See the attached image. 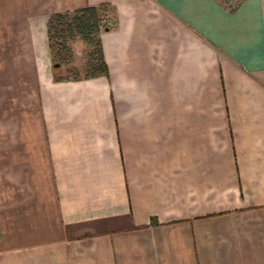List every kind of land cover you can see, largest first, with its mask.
<instances>
[{
    "label": "crops",
    "instance_id": "1",
    "mask_svg": "<svg viewBox=\"0 0 264 264\" xmlns=\"http://www.w3.org/2000/svg\"><path fill=\"white\" fill-rule=\"evenodd\" d=\"M100 1L106 72L54 79ZM0 264H264V0H0Z\"/></svg>",
    "mask_w": 264,
    "mask_h": 264
},
{
    "label": "trees",
    "instance_id": "2",
    "mask_svg": "<svg viewBox=\"0 0 264 264\" xmlns=\"http://www.w3.org/2000/svg\"><path fill=\"white\" fill-rule=\"evenodd\" d=\"M236 3L237 0H233ZM107 7L106 1L97 4H83L70 10H57L50 12L46 18L45 30L47 44L50 53V64L52 77L54 79L65 77H79L95 75L106 72V65L102 57L97 31L105 27L103 12ZM78 36L90 43L82 62L83 72H73V66H67L71 74H60L55 72L61 63L67 62L70 55L68 40ZM53 62H57L55 65Z\"/></svg>",
    "mask_w": 264,
    "mask_h": 264
},
{
    "label": "rangeland",
    "instance_id": "3",
    "mask_svg": "<svg viewBox=\"0 0 264 264\" xmlns=\"http://www.w3.org/2000/svg\"><path fill=\"white\" fill-rule=\"evenodd\" d=\"M68 44L70 48L68 61L61 63L57 68H55V72L60 74H71L76 71L78 74H81L83 72L82 62L87 50L90 48V43L78 36H73L70 40H68ZM70 65L74 67L73 72L67 70V66Z\"/></svg>",
    "mask_w": 264,
    "mask_h": 264
},
{
    "label": "water",
    "instance_id": "4",
    "mask_svg": "<svg viewBox=\"0 0 264 264\" xmlns=\"http://www.w3.org/2000/svg\"><path fill=\"white\" fill-rule=\"evenodd\" d=\"M57 62H53V64L55 65Z\"/></svg>",
    "mask_w": 264,
    "mask_h": 264
}]
</instances>
